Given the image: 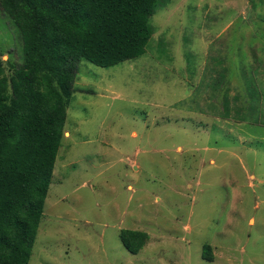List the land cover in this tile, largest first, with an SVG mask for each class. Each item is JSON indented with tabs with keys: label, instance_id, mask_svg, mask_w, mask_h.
Instances as JSON below:
<instances>
[{
	"label": "rangeland",
	"instance_id": "374dc122",
	"mask_svg": "<svg viewBox=\"0 0 264 264\" xmlns=\"http://www.w3.org/2000/svg\"><path fill=\"white\" fill-rule=\"evenodd\" d=\"M167 2L143 56L79 62L29 264H264V0ZM23 56L0 7L8 75Z\"/></svg>",
	"mask_w": 264,
	"mask_h": 264
},
{
	"label": "trees",
	"instance_id": "16d2710c",
	"mask_svg": "<svg viewBox=\"0 0 264 264\" xmlns=\"http://www.w3.org/2000/svg\"><path fill=\"white\" fill-rule=\"evenodd\" d=\"M167 1L0 0L24 52L10 75L0 60V264L30 262L79 62L110 68L143 56L153 16ZM254 106L249 116L238 110L234 117L252 118ZM120 239L137 254L149 234L123 229ZM203 258L213 260L211 245L204 246Z\"/></svg>",
	"mask_w": 264,
	"mask_h": 264
}]
</instances>
